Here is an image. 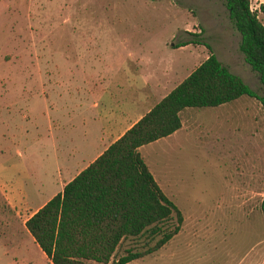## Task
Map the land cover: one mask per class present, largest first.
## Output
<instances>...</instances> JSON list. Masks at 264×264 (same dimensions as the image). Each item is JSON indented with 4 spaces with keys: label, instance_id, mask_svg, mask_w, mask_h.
I'll return each mask as SVG.
<instances>
[{
    "label": "rangeland",
    "instance_id": "374dc122",
    "mask_svg": "<svg viewBox=\"0 0 264 264\" xmlns=\"http://www.w3.org/2000/svg\"><path fill=\"white\" fill-rule=\"evenodd\" d=\"M190 39L200 43L175 46ZM238 40L223 0H0V264H45L22 220L110 140L111 128L158 95L157 83L174 86L211 50L261 93ZM228 108L255 119L218 115ZM179 116L196 125L138 151L181 212L180 227L125 264H264L259 102L242 94L220 107L186 106ZM220 144L232 149L223 153ZM157 237H124L110 259Z\"/></svg>",
    "mask_w": 264,
    "mask_h": 264
},
{
    "label": "trees",
    "instance_id": "16d2710c",
    "mask_svg": "<svg viewBox=\"0 0 264 264\" xmlns=\"http://www.w3.org/2000/svg\"><path fill=\"white\" fill-rule=\"evenodd\" d=\"M223 3L239 35L238 50L257 75L262 92L250 88L210 50L24 220L33 241L52 264H124L156 250L178 231L181 212L158 186L138 147L177 129L182 108L216 106L246 94L264 112V27L257 17V12L264 15V2L255 9L249 7V0ZM194 42L200 39L180 40L175 46ZM259 209L264 215V197ZM171 218L175 223L164 229L161 223ZM143 232L158 237L144 249L127 248L110 259L121 239Z\"/></svg>",
    "mask_w": 264,
    "mask_h": 264
},
{
    "label": "crops",
    "instance_id": "0c3cea01",
    "mask_svg": "<svg viewBox=\"0 0 264 264\" xmlns=\"http://www.w3.org/2000/svg\"><path fill=\"white\" fill-rule=\"evenodd\" d=\"M257 4H258V1H257ZM185 45V44H184ZM142 79V82H144V81H146L145 79H143V78H141ZM157 87H160L159 88V93H158V95L157 96H155V97H153L152 99H151V102H149V104H147L146 105V107L143 109V110H141L140 112H138L137 114H135L134 116H132L131 118H127V120H125V122L122 124V125H118L117 127H113V128H111L110 130H109V132H110V134H111V138H110V140L104 145V146H102L97 152H96V154L94 155V156H92V158L90 159V160H92L98 153H100L101 151H102V149H104L105 147H106V145L109 143V142H111L112 140H114L116 137H118L128 126H130L141 114H143L149 107H151L156 101H158L166 92H168L172 87L171 86H169V87H165V85L163 84V83H157ZM143 97V96H142ZM235 99V98H234ZM233 100V99H232ZM231 101V100H230ZM224 103H226V102H224ZM223 103H221V104H218V105H216V106H221ZM216 106H214V107H216ZM218 113V115L219 114H225L226 116H229L230 118L231 117H235L236 116V118L238 117H241V118H247V119H251L252 121H254V119H255V115L254 114H250V115H244V114H242V115H239V114H232L233 112L231 111V110H229V108L228 109H226V110H223L222 112H217ZM179 118H180V116H179ZM187 118V120H188V117H186ZM196 121L194 122H192L191 120H189V122H188V124L187 125H185L184 124V122H182V120L180 119V126L177 128V129H175L173 132H171L170 134H168V135H166V136H163V137H159V138H168V137H171V136H173L179 129H181V128H183L185 131L186 130H191V128H193L196 124ZM198 125V124H197ZM237 129V128H236ZM252 130L253 131H255L254 130V128L252 127ZM159 138H157V139H159ZM232 148H230V146L228 145V144H220L219 145V150L220 151H222L223 153H229L230 152V150H231ZM89 160V161H90ZM89 161H87L82 167H84ZM81 167V168H82ZM81 168H78V170L76 169L70 176H68V178L64 181V182H62L61 183V187H60V189L59 190H61V188H62V185L67 181V180H69L74 174H76ZM250 178H251V180H253V181H255L256 183H258V179H259V170L258 169H256V170H254V168H252V171L250 172ZM58 190V191H59ZM251 192L253 193V190H251ZM54 194V193H53ZM243 196H244V199H247V200H249L251 197H252V195L250 194V193H243L242 194ZM50 197V196H49ZM49 197H47L46 199H44L43 201H41V202H39V203H37L35 206H33L32 207V209L29 211V213L27 214V216L22 220V226L24 225V220L33 212V211H35V209L36 208H38L45 200H47ZM13 203H15V205H17L18 204V201H14ZM10 208L11 209H13V207H12V205L10 204ZM25 227V226H24ZM28 232V231H27ZM28 234H29V232H28ZM30 235V234H29ZM31 236V235H30ZM32 238V237H31ZM39 248V247H38ZM39 250H40V248H39ZM40 252H42L41 250H40ZM42 254L44 255V253L42 252ZM44 260H45V264H52L50 261H49V259L47 258V257H45V255H44ZM128 262V261H127ZM29 264H40V263H35V262H33V263H30V262H28ZM125 264V263H124Z\"/></svg>",
    "mask_w": 264,
    "mask_h": 264
}]
</instances>
